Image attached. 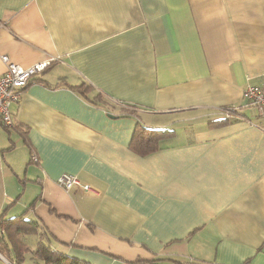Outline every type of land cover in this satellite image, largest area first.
<instances>
[{
  "label": "crops",
  "instance_id": "obj_1",
  "mask_svg": "<svg viewBox=\"0 0 264 264\" xmlns=\"http://www.w3.org/2000/svg\"><path fill=\"white\" fill-rule=\"evenodd\" d=\"M3 56L51 62L0 122V218L35 222L33 249L264 264V117L244 98L264 78V0H0V75ZM138 124L166 131L156 151L132 149Z\"/></svg>",
  "mask_w": 264,
  "mask_h": 264
},
{
  "label": "trees",
  "instance_id": "obj_2",
  "mask_svg": "<svg viewBox=\"0 0 264 264\" xmlns=\"http://www.w3.org/2000/svg\"><path fill=\"white\" fill-rule=\"evenodd\" d=\"M164 133L166 131L155 130L138 124L131 147L140 155L150 154L158 149L159 139ZM33 227H35V222L21 217L8 220H1L0 218V251L10 258L12 264H26V255L28 254L33 256V264H89L81 260L70 259L42 243L33 249L26 240L28 235L37 231V228ZM32 231L33 233H31ZM8 246L10 247L9 255L4 249Z\"/></svg>",
  "mask_w": 264,
  "mask_h": 264
},
{
  "label": "built area",
  "instance_id": "obj_3",
  "mask_svg": "<svg viewBox=\"0 0 264 264\" xmlns=\"http://www.w3.org/2000/svg\"><path fill=\"white\" fill-rule=\"evenodd\" d=\"M2 60L6 63L7 70L3 75H0V122L10 127L13 125L12 104L21 100L24 89L38 73L47 69L51 62L45 61L30 67H23L11 62L7 56H3ZM244 98L248 107L259 116L264 117V78L258 85H249L244 92ZM226 113L230 114V111H226ZM57 183L66 190L80 185L78 178L69 174H63ZM84 189L88 191L90 187L84 186Z\"/></svg>",
  "mask_w": 264,
  "mask_h": 264
},
{
  "label": "rangeland",
  "instance_id": "obj_4",
  "mask_svg": "<svg viewBox=\"0 0 264 264\" xmlns=\"http://www.w3.org/2000/svg\"><path fill=\"white\" fill-rule=\"evenodd\" d=\"M32 241H34L33 239H31Z\"/></svg>",
  "mask_w": 264,
  "mask_h": 264
}]
</instances>
